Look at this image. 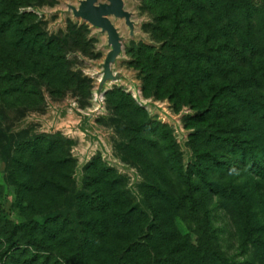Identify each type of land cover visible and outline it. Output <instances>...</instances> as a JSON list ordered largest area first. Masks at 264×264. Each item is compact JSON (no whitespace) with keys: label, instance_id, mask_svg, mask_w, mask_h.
<instances>
[{"label":"rangeland","instance_id":"1","mask_svg":"<svg viewBox=\"0 0 264 264\" xmlns=\"http://www.w3.org/2000/svg\"><path fill=\"white\" fill-rule=\"evenodd\" d=\"M78 2L0 0V16L11 11L24 31L20 39L16 28L4 25L0 17V263L9 261L13 251H23L24 257L38 256L33 264L44 256L67 264L62 259L74 250V233L68 230L73 224L65 223L56 238L37 233L44 250L25 242L26 237L19 241L21 233L11 238L12 226L40 222L44 214L63 210L67 195L90 193L93 178H100L113 181V191L121 190L127 205L137 207L142 219L135 236L129 228L107 232L102 238L90 228L93 264L110 263L125 239L143 242L159 226L168 231L172 222L181 235L192 239H201L202 229H208L204 244L235 264H264V174L248 167L240 174L204 168L208 159L221 157L251 163V151L243 155L213 137L233 131L249 139L254 127L245 132L240 113L227 116L216 105L210 107L205 96L215 87L252 74L264 56L257 62H227L220 33L214 41H206L204 26L200 44L207 72L189 75L198 82L193 95L175 87L178 76L167 73L156 71L149 84L143 80L136 52L161 45L152 40L147 26L154 13L144 0H125L132 30L123 19L112 18L122 42L113 70L121 76L107 82L97 98V74L109 47L104 33L72 16L68 5ZM54 36L62 49L66 83L54 77L56 72H48L51 63L45 57L31 52ZM157 79L163 82L158 88ZM245 84L243 95L253 102L254 84ZM261 95L264 101V85ZM259 111L264 120V112ZM261 128L264 136V121ZM260 144L264 149V139ZM181 174L189 175L192 182L187 185ZM85 214L82 219L100 216Z\"/></svg>","mask_w":264,"mask_h":264},{"label":"trees","instance_id":"2","mask_svg":"<svg viewBox=\"0 0 264 264\" xmlns=\"http://www.w3.org/2000/svg\"><path fill=\"white\" fill-rule=\"evenodd\" d=\"M144 2L154 13L152 22L147 25L152 40L161 43L158 49L144 47L143 50L139 49L136 52V56L139 58L138 66L144 76L143 80L149 84L151 83L149 79L156 71L161 74L167 73L170 77L178 76L174 79L175 87L179 88L181 92H189L188 96L193 95L198 82L193 77L189 78V75L197 70L207 72L206 68L204 69L202 66V57L205 53L200 44L204 26L208 36L206 41L210 38L214 41L217 38L215 35L220 33L224 58L227 62L239 61L241 64L257 62L260 56H264V0H144ZM0 17H4V25L16 28L21 39L24 31L15 21L13 13L4 10ZM57 41V37H50L45 42L37 44V47H32L31 52L45 57L46 61L51 63L46 66L48 72H56L54 77L66 83L67 73L61 62L62 49ZM251 73L241 77L237 82H226L206 93L205 101H208L210 107L216 105L217 109L226 113L227 116H235V113H240L239 118L246 125L245 132L249 133V128L254 127L249 139L240 138L233 131H224L222 135L215 134L214 141L225 140V143L236 152L239 150L244 155L247 150L251 151L252 156L249 165L244 159H228L227 157L211 161L208 159L209 165H205L204 168H208L212 173L219 171L240 174L243 169L248 167L264 174V149L260 144L264 139L261 128L264 120L258 114L259 110V112H264L262 111L264 101L261 95V88L264 85V62H257ZM251 81L256 91L253 102L257 110H255L253 102L247 99V94L243 95V90L247 87L245 83ZM155 83L157 88L163 84L160 79H157ZM144 89L146 86L143 87ZM188 96H185L184 99ZM241 102L243 104L239 109ZM22 133L23 131L17 135ZM195 169H200L198 163L195 165ZM180 177H184V182L187 185L192 182L189 175L181 174ZM101 180L93 178V189L90 193L81 191L67 195L63 202L64 209L56 210L52 215H50L51 213L44 214L42 221L28 220L19 225H13L10 237L13 238L21 233L18 237L19 241L20 238L23 240L26 237L30 241L26 239L25 242L42 246L44 250L42 240L38 241L36 238L37 233L42 237L47 235L56 238L65 223L73 224L68 230L74 233L71 235L75 242L74 250L70 256L62 255L65 258L62 259V262L93 264V259L90 257L93 251L88 249L89 243L94 241L91 231L95 234L97 231L103 238L107 232L118 231L119 233L132 228L135 236V230L141 227L139 220L142 219L141 211H138L137 207L127 205L128 202L121 190L113 191L115 184L113 181L102 182L103 180ZM216 185L220 186L217 183ZM160 195L165 198L166 193L161 192ZM85 213H98L100 216L82 219V216L86 215ZM67 217L69 218L66 219ZM107 221L110 226L107 225ZM54 225L57 226L54 227ZM90 228H92L91 231ZM24 229L27 232L25 234L23 233ZM167 230L159 226L155 235L143 242L125 239L121 242L122 246L118 252L111 257L110 263L105 264H235L231 259L216 253L204 244L207 242L204 235L209 232L208 229H202L201 239L197 236L192 239L189 234L181 235L173 222L170 223V229ZM68 238V236L65 237V239ZM58 239L62 240L60 237ZM11 242L17 243L14 240ZM24 253L22 251L21 254H15L13 251L9 261L0 264H33L37 262V255L24 257ZM97 259L95 257V260ZM58 263L56 259L51 261L49 256H44V260L37 264ZM98 264L103 263L99 261Z\"/></svg>","mask_w":264,"mask_h":264},{"label":"water","instance_id":"3","mask_svg":"<svg viewBox=\"0 0 264 264\" xmlns=\"http://www.w3.org/2000/svg\"><path fill=\"white\" fill-rule=\"evenodd\" d=\"M125 0H79L77 6L68 5L72 16L87 22L90 26L97 28L106 36V42L109 47L103 62L101 64L102 76L98 81L99 88L109 81H116L121 74L113 70V65L121 53L122 42L119 32L112 22V18L123 19L124 24L132 30L131 13L124 8Z\"/></svg>","mask_w":264,"mask_h":264},{"label":"bare ground","instance_id":"4","mask_svg":"<svg viewBox=\"0 0 264 264\" xmlns=\"http://www.w3.org/2000/svg\"><path fill=\"white\" fill-rule=\"evenodd\" d=\"M102 76V73L101 72H99L98 74H97V77H98V80L100 79V77ZM100 90H99V92L101 93L102 91H104L105 90V85H102L100 88H99ZM95 94H96V97L98 98L99 97V94H98V88L96 89V92H95ZM66 130H70V128L68 127Z\"/></svg>","mask_w":264,"mask_h":264}]
</instances>
